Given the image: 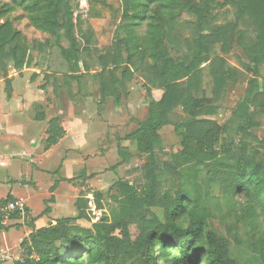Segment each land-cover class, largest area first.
<instances>
[{
    "label": "trees",
    "instance_id": "1",
    "mask_svg": "<svg viewBox=\"0 0 264 264\" xmlns=\"http://www.w3.org/2000/svg\"><path fill=\"white\" fill-rule=\"evenodd\" d=\"M226 3L237 5L234 23L207 33L206 14L196 8L189 9L196 18V25L192 37L184 38L181 32L192 28L171 11L176 8L177 0H123V24H137L136 14L141 7L145 11L151 5L157 8L155 34L149 36V56L138 51L123 57L122 41L117 39L96 60L91 56L93 51L88 41H84L83 46L76 42L69 0H46L44 10L34 20L50 31L52 44L59 47L67 70L61 81L66 86L80 79L75 73L80 63L85 72H90L92 66H99L95 74L100 82L101 99L113 97L114 104L118 105L120 83L115 75L118 66L124 64L123 78L129 80L138 72L145 80L147 115L124 138L134 141L136 151L145 154L147 161L141 168L140 183H119L117 221L107 222L92 214L84 193L76 197L73 216L56 218L40 228H35L36 217H30L26 224L32 230L20 244L27 249L28 256L18 264H236L228 240L205 232L208 210L200 203V196L191 197L184 190H176L172 195L164 189L178 167L193 164L200 167L199 173L205 171L206 187L221 186L247 200L257 199L261 208L259 216L264 223V165L250 149L249 139L255 137L248 131L258 125L256 118L264 115V78L260 86L256 81L250 83L238 111L233 113L234 129L205 117L216 112V100L232 69L225 65L226 60L221 55L213 56L208 64L213 94L208 96L201 86L203 53L215 52V47L223 52L221 42L225 44L226 38L239 30L251 62L255 66L264 64V0H226ZM161 13L167 15L160 16ZM61 36L67 41L65 47L60 45ZM22 41L23 36L15 31L10 21L0 24V78L8 65L17 70L23 67ZM169 51L174 53L173 58L168 57ZM179 107L188 119L173 120L172 114ZM167 124H173L180 136V149L169 153L168 159L159 161L155 151L160 142L158 132ZM47 134L48 146L63 134L56 119L49 121ZM222 134L226 135V143L218 148ZM11 198L7 195L0 200ZM95 199L100 208L103 194L96 193ZM152 208L163 209L162 220ZM49 212L47 206L41 214ZM79 219L87 220L90 226L79 224ZM184 220L183 227L180 222ZM2 226L0 224V229ZM258 243L259 247L254 250L264 263V240Z\"/></svg>",
    "mask_w": 264,
    "mask_h": 264
},
{
    "label": "rangeland",
    "instance_id": "2",
    "mask_svg": "<svg viewBox=\"0 0 264 264\" xmlns=\"http://www.w3.org/2000/svg\"><path fill=\"white\" fill-rule=\"evenodd\" d=\"M84 1L81 4L80 0H69L73 33L79 46H83L84 41H88V46L93 51L91 56L93 55L97 60L98 55L105 53L112 47L113 42L121 39L123 57L126 58L128 53L138 51H142L146 57L149 56L151 49L149 36L155 34L153 25L157 21L155 5H151L147 11L143 7L138 9L137 24H123L121 20L123 0ZM225 1L177 0L176 8L171 11H174V14H179L182 20L190 23L192 28L190 31L188 28L187 31L181 32L183 37H192L196 25V18L188 12L189 9L196 8L201 10L203 15L206 14L209 21V27L205 31L207 33L227 25L229 22L234 23L237 5L224 4ZM235 1L238 2V0ZM45 3L46 0H0V24L6 20L11 22L15 31L23 36L20 46L25 51V63L20 70L12 65L7 66L2 77L5 78V92L7 94L11 92L10 79L12 77L25 75L26 80L32 84V88L38 89L39 93L45 96L43 102L34 108V113L46 117L47 126L53 119H56L59 125L63 116L78 117L82 121L89 117L88 120L102 122V124L95 122L88 124L87 140L83 146L77 149L73 148L70 152L59 150V156H63L65 152V156H70L68 164L65 163L64 174L72 176L68 181L70 186L65 182L60 191H69V199L73 189L77 195L84 193L87 206L89 200L92 201L93 208L88 206L92 214L99 219H106L107 222L117 221V199L120 198L118 185L121 181H127L134 185L140 183L142 181L141 168L147 161L145 154L136 151L134 141L124 138L126 134L137 127L138 121L143 120L147 115L145 80L138 72H134L129 80L123 78L124 64L118 66L115 70V75L120 83L118 85L120 96L118 105L114 104L113 97L101 99L100 82L95 74L100 70L99 66H92L90 72H85L80 63L75 72L76 75L81 76L80 79H74L66 86L61 81L66 77L63 75L67 73V70L59 47L52 44L53 37L50 31L41 28L34 20L44 10ZM162 14L167 15L161 13L160 16ZM226 39L225 44L224 41L221 42L223 52L220 49L218 51V48L215 47V52L203 53L201 86L208 96H212L213 83L208 71V64L214 55H221L226 60L225 65L231 67L232 73L226 75V84L221 96L216 100V112L205 117L216 120L222 126H233L232 129H234L233 113L238 111L250 83L256 81L260 86L261 80L264 78V64L255 66L251 62V58L247 56L242 45L239 30L232 37ZM60 45L67 46V41L62 36ZM173 56L174 53L169 51L168 57L173 58ZM89 62L95 63L93 60H89ZM21 88L22 85L17 88V91H20ZM154 94L155 97H158L157 92ZM88 96L92 101L85 98ZM84 110L86 111L84 112ZM172 115L175 121L180 118L188 119L186 115L182 114L180 107ZM256 121L258 125L248 130L255 137V139H249L250 149L256 152V158L264 165V115H259ZM158 133L160 142L155 151L161 161L168 159L169 153H176L180 149V136L176 133L173 124L163 126ZM237 137L236 139H238ZM226 139V135L222 134L217 147L220 148L222 144L226 143ZM40 144L41 148H44V140ZM61 148L63 149V147ZM18 160L25 163L22 158ZM36 160L38 167L30 165L31 175L26 178H32L38 186L36 190L38 196L31 201L33 213L38 216L44 206L42 205L44 192H47V186L53 184L51 182L54 179L52 172L55 168L60 172L62 165L57 166L58 163L54 162L53 157L47 159L38 157ZM19 161L17 162L19 163ZM55 164L56 166H54ZM14 166L11 171L9 170L11 175H6V171L1 169L0 183L5 186L0 185V192L6 189L4 178L20 177L18 171L13 170ZM199 168L193 164L178 167L177 172L172 174L164 184V189L169 190L172 195L176 190H184L191 197L200 196V203H203L208 210L205 232L228 240L236 264H264L260 254L254 250L255 247H259L258 242L261 239L264 240V223L262 217L259 216L261 209L259 201L257 199L247 200L243 195L234 193L225 187H206L204 184L205 171L199 173ZM12 184H14L12 186L15 191L20 190L18 183ZM198 186L200 188L196 192ZM99 192L103 194L100 208L97 207L95 199L96 193ZM110 196H114L116 200ZM152 211L158 218L163 219V209L152 208ZM72 213L73 203L71 202L66 204L63 213L44 214V216H39L37 221L42 226H46L47 221L53 216L62 217ZM30 217H32L31 214ZM11 220L20 223L19 225L24 229L29 227L26 224L28 221L21 222L17 218L7 221ZM50 222L53 221H49L48 224ZM77 222L90 226V222L85 219H79ZM180 225L184 227L186 221L180 222ZM24 229H12L10 235L17 238ZM204 244L207 245V240H204Z\"/></svg>",
    "mask_w": 264,
    "mask_h": 264
},
{
    "label": "crops",
    "instance_id": "3",
    "mask_svg": "<svg viewBox=\"0 0 264 264\" xmlns=\"http://www.w3.org/2000/svg\"><path fill=\"white\" fill-rule=\"evenodd\" d=\"M10 94L5 92V78H0V172L1 169L6 171V175L13 170H17L20 177L4 178V183H6V189L0 192V199L5 198L7 195L13 198L20 199L27 207V211L32 217H36L34 221L35 228L42 227L38 223L37 219L39 216H44L41 214L43 210L48 206L51 213H63L66 204L73 203V215H75V200L78 196L76 191L73 189L71 191L72 196L69 199V191H60L63 183L71 180L72 176H68L65 173V163L68 164L70 156H59V150H67L70 152L73 148L77 149L86 143L88 134V124L95 122L96 124H102L99 120L91 121L87 118L82 121V119L75 117L69 118L68 116H63L62 120L59 122L60 128L63 130V134L57 139L56 142L50 144L49 146L45 142L48 137L47 134V119L46 117H41L34 113V108L41 104L45 98L42 93H39L38 89H33L32 84L26 80V76H17L10 79ZM22 85L20 91L17 88ZM89 101L92 99L88 96L85 97ZM86 110H84L85 112ZM62 112V110H60ZM44 140V148H41V141ZM63 147V149L61 148ZM40 157L54 158V162L58 163L57 166L62 165L60 172L55 168L53 170L54 179L52 185L47 186V192H44L42 198L41 212L38 216H35L31 206V201L33 198L37 197L36 190L38 189L37 184L29 177L31 167L30 165L37 168V158ZM22 158L25 163H21L18 159ZM19 161V163L17 161ZM18 163V165H16ZM23 165V166H22ZM28 166V167H27ZM56 166V164L54 165ZM57 170V171H56ZM8 172V173H7ZM51 175V176H52ZM31 177V176H30ZM10 183V184H9ZM12 183H18L19 191H15ZM9 184V186H8ZM1 186H5L0 183ZM67 192V193H66ZM90 196V195H88ZM53 200H49V199ZM69 216H73V215ZM59 217L51 218L47 221H54V219ZM14 219V218H13ZM79 223V222H78ZM20 223L16 221H6L0 229V249L8 253L9 258L5 260H0V264H18L16 258L19 256V250L21 247V242L24 238L28 236L31 232L30 227H21ZM46 224V225H47ZM81 224V223H79ZM20 226V227H19ZM24 229L21 234H18L17 238H13L10 235L12 229Z\"/></svg>",
    "mask_w": 264,
    "mask_h": 264
},
{
    "label": "built area",
    "instance_id": "4",
    "mask_svg": "<svg viewBox=\"0 0 264 264\" xmlns=\"http://www.w3.org/2000/svg\"><path fill=\"white\" fill-rule=\"evenodd\" d=\"M84 0H80L82 4ZM86 3V1H84ZM88 206L93 208L92 201L89 200ZM30 214L27 211L26 205L17 198H11L8 200H0V224L10 219H20L21 222L28 221ZM27 250L25 247H20L19 256L16 258L18 263L22 262L27 257ZM9 258L8 253L0 249V260Z\"/></svg>",
    "mask_w": 264,
    "mask_h": 264
}]
</instances>
